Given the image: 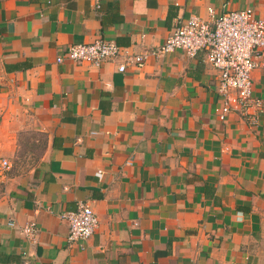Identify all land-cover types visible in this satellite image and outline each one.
<instances>
[{
  "label": "crops",
  "instance_id": "obj_1",
  "mask_svg": "<svg viewBox=\"0 0 264 264\" xmlns=\"http://www.w3.org/2000/svg\"><path fill=\"white\" fill-rule=\"evenodd\" d=\"M209 9L264 20V0H0V264H264V113L221 121L202 52L56 63L97 39L150 52ZM252 86L264 99V65ZM79 204L98 225L68 245ZM28 222L35 245L9 225Z\"/></svg>",
  "mask_w": 264,
  "mask_h": 264
},
{
  "label": "built area",
  "instance_id": "obj_2",
  "mask_svg": "<svg viewBox=\"0 0 264 264\" xmlns=\"http://www.w3.org/2000/svg\"><path fill=\"white\" fill-rule=\"evenodd\" d=\"M102 1L91 0L95 9L100 8ZM208 14L211 21H204L196 15L178 20L166 41L150 52L131 54L114 41L97 39L69 46L56 58V63L70 61L99 67L108 60L118 59L121 62L117 69L124 72L129 66H139L149 55L163 57L179 49L193 58L202 52L205 61L218 72L217 92L222 99L220 120L233 112L247 125L255 127L264 113V99L254 96L252 86V72L264 65V20L256 18L251 9L229 11L218 16L209 9ZM0 166L7 169L9 164L3 160ZM96 176L101 178L102 174ZM61 218L67 223L68 245L86 241L98 225L96 215L87 204H79L76 210L65 212ZM9 225L30 244L37 243L38 229L34 222Z\"/></svg>",
  "mask_w": 264,
  "mask_h": 264
},
{
  "label": "rangeland",
  "instance_id": "obj_3",
  "mask_svg": "<svg viewBox=\"0 0 264 264\" xmlns=\"http://www.w3.org/2000/svg\"><path fill=\"white\" fill-rule=\"evenodd\" d=\"M35 161L36 160L32 158L19 160L17 168L20 171H27L34 165Z\"/></svg>",
  "mask_w": 264,
  "mask_h": 264
}]
</instances>
